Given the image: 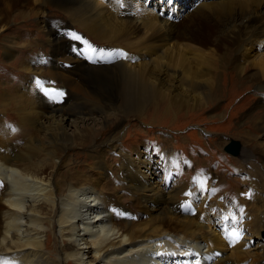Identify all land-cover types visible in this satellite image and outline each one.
<instances>
[{"label": "bare ground", "instance_id": "6f19581e", "mask_svg": "<svg viewBox=\"0 0 264 264\" xmlns=\"http://www.w3.org/2000/svg\"><path fill=\"white\" fill-rule=\"evenodd\" d=\"M13 2L16 5V10H19L17 17L24 21L35 16L33 10L36 4L45 5L46 3L57 6L59 11L70 14L73 19L85 15L90 20V23L88 22L90 25H86V27L95 31V35L100 37L112 36L124 40L122 42L129 46L128 49L139 50L143 48L154 51L156 50L154 47H163L174 39V34L179 36V33L173 30L174 24L165 20H161L160 23H153L152 19H147L143 24L135 18H131L121 23L118 22L121 27L118 25L116 28L106 27L108 24H105L106 21L102 15L103 9H100L98 0H14ZM33 3L35 5H32ZM111 4L117 7L123 5H119L113 0ZM132 4V1L124 3L130 10ZM256 4L257 8L252 14H243L242 18L234 21L232 26L226 24V30L224 27L221 29L211 27L208 33L207 30L203 31L201 28L192 33L190 39L199 45L194 49L206 55L211 68H215V59L225 60L232 51L236 49L240 51V47L252 38H258L260 43L264 45V6H262V2ZM117 7L114 10L116 16L119 14L129 15L127 11L118 12L120 8L116 9ZM8 17H10L9 13L5 14L0 10V33L5 28L10 27ZM141 24L146 27L147 33L150 35L149 38L158 37V45L145 41L148 36L145 37L146 39L128 41L131 37L130 34H133L130 30L136 29ZM52 25L51 23L45 25L49 36L47 41L49 52L46 51V62L48 61L51 65L49 68H54V71L51 70V73L44 65H38L37 68L31 67L32 61H29L31 58L23 56L20 61L18 59V62L15 61L23 67L22 79H29L34 74H40L44 77L50 73L54 78L53 81L56 82V75L63 68L59 65L58 59L63 57L65 60H71L70 57L73 55L76 56L77 60H74L75 64L73 62L72 78L75 81L85 80L93 93L100 92L101 95L99 103L94 105H89L84 99V101H79V97L77 100L79 102L74 103L73 99L67 98L63 104L60 103L61 100H57L55 103L51 101L52 96L49 97L47 94L34 99V101L27 96L28 92L21 94V91L19 92L17 89L16 98L6 95L2 97L0 112L4 113L11 109L16 112L19 118L16 127L19 132L16 137V153L10 154L6 151H0V263L224 264L221 261L222 258L215 253L224 236L214 229L215 221L209 216L210 209H204L200 206L198 216H192L188 219L174 214L173 204L167 203L162 198V193L159 194L154 191L155 188L152 185L139 180L138 173L134 171L132 160L127 154H122L119 158L121 160L120 169L116 172L113 171L112 174L107 172L110 163L106 158V152L113 151L117 147L115 143L118 133L123 127V122L131 119L134 115L137 116L136 111H140V108L145 105L143 101L147 94H143V91L149 93L148 88L145 87L149 73L145 70L134 72L128 68L123 60L109 63L111 61L108 60L119 57L116 50H121L120 47L114 49L102 44L106 46L107 51L111 50L109 56H104L106 51L104 47L97 50L92 42H88L89 44L82 42L83 36L81 34L76 35L72 26ZM184 25H186L185 22L180 23L179 27ZM180 37L184 38L183 34ZM4 41L9 45L4 47L3 52L5 55L11 56L18 42L11 39ZM33 44L34 47L38 46L46 50L44 44L40 42L26 41L22 43L27 52L33 47ZM12 47L13 49H11ZM187 47L192 48L190 44H187ZM84 48H86L85 53ZM216 51H219L220 54ZM221 61L219 63L222 68L224 62ZM160 63L158 61L157 65ZM111 68H113L116 81L119 80L121 83L119 88L120 107L117 106V95L112 87L115 85L114 82L110 84L105 81L104 77L100 76L109 77ZM238 69L240 70L238 78L258 85L257 88L262 90L259 93L263 94L256 102L255 107H259V110L255 109L252 114L249 113L244 119L235 122V125L243 127L240 133H243V137L246 138L247 145L243 147L241 155L243 153V157L248 161L246 167L250 169V176L248 175L250 187L248 190L251 191V196H248L247 190L245 192L240 190V201L238 200L229 208L227 206V209L223 208L235 216L234 224L240 223L241 226L234 225L231 230L228 224H219L218 228L224 234H227L228 230V232L231 231L229 235L239 237V234L244 232L239 231L240 226L242 230L247 229L258 235L260 233V237L264 239V54L259 55L252 73L246 74L243 67ZM141 80L142 84H140ZM44 83L45 79H42L40 86H43ZM58 84L49 87V91L54 94L55 100L60 97L59 87L63 90L62 93L67 92L62 84ZM88 88L86 87V89ZM34 102L47 107L53 115L59 113L62 117L85 118L99 114L105 119V123L108 122L106 129L102 131L103 133L107 132L104 136L106 142L103 144V148L92 153H85L87 156H93L97 159L94 160L93 165L86 167L85 164H82L83 168L77 169L76 161L70 158L72 156L69 157L68 154L64 156V152L67 148L74 149L77 145L81 147L89 145L96 132L90 131L88 133L87 131L86 137H83L84 133L80 134L79 138L69 136L63 131L62 123L56 128L54 127L56 130L54 132L52 128L48 129L40 122L39 118L41 117L35 111ZM108 111H114V115L117 117L119 116L118 113L122 112L123 118L116 123L115 120L109 119L111 114L108 115ZM39 113L41 112L39 111ZM248 117H250L249 121H245ZM249 123L253 124L254 130L258 134L254 135L248 128L245 129L244 125ZM113 124H115L114 129L108 132L107 129ZM51 130L53 132H50ZM25 135H29V137H24ZM22 140L26 141L25 146L20 145L19 141ZM227 141L224 140L223 144ZM249 142H251L250 147ZM238 146L240 153L242 143ZM13 147L15 146L13 145ZM249 150L251 151L248 152ZM252 158L259 162L251 161ZM70 164L72 165L71 170L64 171L63 169ZM260 165L263 167L262 171H260ZM116 174H120L128 181L126 201L113 192L111 183L116 180ZM211 189L213 190V188H209V190ZM215 192L214 189L213 193ZM217 197L220 201L223 200L220 196ZM191 199L194 200L193 197L189 196L190 202ZM223 201L229 204L232 199ZM145 202H150V208L158 212V216H153L154 218L148 223L142 224L136 219V207H140ZM233 233L237 235H233ZM52 239L54 240V250L50 251L48 250V242ZM243 241V239H239V243ZM243 244L234 247L238 254L237 264H240L241 260L245 258H251L250 264H264V244L259 245L255 253L242 251ZM57 246L62 249V253L57 251Z\"/></svg>", "mask_w": 264, "mask_h": 264}, {"label": "rangeland", "instance_id": "374dc122", "mask_svg": "<svg viewBox=\"0 0 264 264\" xmlns=\"http://www.w3.org/2000/svg\"><path fill=\"white\" fill-rule=\"evenodd\" d=\"M13 1L0 0V10L5 14H10V17L7 18L10 27L5 28L0 33V101L4 95L16 98L17 89L19 92L21 91V94L28 92L27 96L33 100L47 94L49 97H53H51L52 102L61 100L60 103L62 104L67 98L73 99L74 103L84 100L89 105L99 103L100 92L93 93L88 88V83L85 80L75 81L72 78L73 62L77 60L76 56L73 55L70 57L72 58L71 60H65L63 57L58 59V63L63 67H61L63 70L60 69L58 71L59 77L56 75V82L53 81L54 78L50 73L44 77L40 76V74H34L29 79H22L23 67L16 62L20 61L23 56L31 58L29 59V61H32L30 63L31 67L37 68L38 65H44L47 70L51 71L54 69H50L51 65L48 61L46 62V51L49 52L47 46L49 36L46 24L49 25L51 23V25H61L63 27L66 25L72 26L76 35L81 34L83 36L82 42L87 44L92 42L97 50L101 47H104L105 50L107 49L102 44L114 49L120 47L121 50H116L119 57L108 60L111 61L109 63L123 60L128 65V68L134 72L147 71L149 74H147L145 87L148 88L149 93L143 91V94H147L143 101L145 105L140 108V111H136L137 116L134 115L131 119L123 122V127L120 129L115 143L117 147L113 151L106 152V158L111 166H109L107 172L109 171L112 174L113 171L116 172L120 169L121 160L119 158L122 154H127L132 160L133 169L138 173L139 180L152 185L155 188L154 191L159 194L162 193V198L167 203L173 204L174 214L188 219L192 216H198L200 206L204 209H210L209 216L215 221L214 229L224 236L221 239V244L217 247L219 249L215 252L218 257L222 258L221 261L224 264L238 263V254L235 248L242 243H244V247L242 246L241 248L242 251L255 253L256 248L264 244V239L260 237V233L258 235L247 229L242 230L240 223L234 224L235 216L223 210V208L227 209V206L229 208L232 204L237 203L240 198V190L243 192L247 190L248 196H251V191L248 190L250 187V169L246 167L248 161L243 157V153L241 155L243 147L247 145L246 138L243 137V133H240L243 127L235 125V122L244 119L249 113L252 114L255 109L259 110V107L255 106L259 97L263 94L259 93L262 90L257 88L258 85L238 78L240 74L238 68H245L246 74L252 73L259 55L264 54V45L260 43L258 38H252V41L249 40L245 42V46L240 47V51L238 49L232 51L225 60L215 59V68H211L207 62L206 55L194 49V47L199 45L192 41L190 37L194 31H198L200 28L203 31L207 30V33L211 27L217 29L224 27V30H226V24H231L232 26L233 22L242 18L243 14H252L254 9L257 8L256 3L262 2V6H264V0H260L261 2L259 0H113L119 5L123 4L121 7L112 5V0H98L100 9H103L102 15L105 18V24H108L106 27L109 28H116L117 25L121 27L119 23L131 18H135L143 24L147 19H152L153 23H160L161 20H165L174 24L173 30H176L179 36L174 34V39L163 47H154L156 49L154 51L153 49L150 51V49L143 48L139 50L128 49L129 46L122 42L124 40H119L112 36H97L95 31L86 27V25H90V20L87 16H79L73 19L70 14L59 11L58 7L53 4L35 5L33 3L32 5H35L33 15L35 16L24 21L17 17L19 10H16V5L13 4ZM127 1L133 2L131 10L124 5ZM156 4L160 6L158 7ZM115 7H117L116 9L120 8L118 12L127 11L129 15L123 16L119 14L116 16L114 14ZM19 9L21 8L19 7ZM184 22L186 25L179 27V24ZM97 23H99L98 20ZM130 32H133V34L129 33L131 37H129L130 40L128 41L146 39V36H148L145 41L152 42L151 44L154 45L159 44L157 41L158 37L149 38L150 35L142 24L136 29H131ZM181 34H183L184 38L180 37ZM5 39L18 42L17 44L15 43V50L11 56H7L3 52L4 47L6 48L9 45L4 41ZM26 41L31 43H34V41L40 42L44 44L46 50L38 46L34 47L33 44V47L27 52V49L22 45ZM187 44H190L192 48H188ZM85 50L86 48H84V53ZM107 50L104 56H109L111 50ZM216 52L220 54L219 51ZM41 60L44 61L42 62ZM158 61L161 63L157 65ZM220 61L224 62L222 68L220 67ZM110 70L111 75L109 77L100 76L104 77L105 81L110 84L114 82L115 85L112 87L117 95V106L120 107L119 88L121 83L119 80L116 81L113 68ZM37 79H39V83H37ZM42 79H45V83L40 86ZM57 84H62L67 92L62 93L61 91L63 90L59 87L60 97L55 100L54 94L49 91V87L51 88L52 85ZM140 84H142V80ZM78 97L79 101H77ZM34 103L35 111L41 117L39 118L40 122L48 129L52 128L54 132H56V126L61 123L63 131L69 136L79 138L80 134L84 133L83 137H86L87 131L88 133L90 131L96 132L94 139L89 145L83 147L77 145L74 149L67 148L64 152V156L68 154L69 157L72 156L70 158L76 161L75 165L78 164L77 169H82V164H85L86 167L93 165L94 160L96 161L97 159L86 154L103 148V144L106 142L104 136H106L107 132L103 133L102 131L106 129L108 122L105 123V119L99 114L86 116L85 118L62 117L59 113L53 115L47 107ZM108 112V115L111 114L109 119L115 120L116 123L123 118L122 112L118 113V117L114 115V111ZM249 119L250 117L245 121H249ZM18 120L19 118L13 109L6 110L4 113L0 112L1 152L16 153V137L19 132L16 127ZM114 125L109 127L107 131L113 130ZM244 127L245 129L248 128L254 135L258 134L254 130L252 123L245 124ZM53 131L51 130L50 132ZM24 137H29V135ZM230 139L242 143L240 153L233 155L224 150V146L231 141ZM224 140L228 141L223 144ZM19 142L21 146L26 144V141L23 140ZM248 145L250 147L251 142ZM255 159L252 158L251 161L254 162ZM255 161L257 162V160ZM71 168L72 165L70 164L63 170L68 172ZM262 168L261 166L260 171H262ZM115 178L116 180L111 183L113 192L126 201L128 197V181L120 174H116ZM209 188L215 189V193L221 199L225 201L232 199V201H229V204L223 200L220 201L216 194L213 193V190H209ZM189 196L193 197L194 200L191 199L190 202ZM150 206V202H145L140 207H136V219L140 223L146 224L154 218L153 216H158V212L153 211ZM229 214L231 215L230 218L227 217ZM219 224H228L230 229H233L232 226L234 225H240L239 228L241 229L239 231H244L241 234V238L244 241L239 243V240H236L237 238H232L233 236L229 235L231 231L228 232L227 230V234H224L221 230L219 231ZM48 246V250H54L53 239L48 242ZM57 251L62 253V249L59 246H57ZM250 262L251 258H245L241 260L240 264H250Z\"/></svg>", "mask_w": 264, "mask_h": 264}, {"label": "water", "instance_id": "95a60500", "mask_svg": "<svg viewBox=\"0 0 264 264\" xmlns=\"http://www.w3.org/2000/svg\"><path fill=\"white\" fill-rule=\"evenodd\" d=\"M239 141L232 139L228 144L224 146V150L230 154H238Z\"/></svg>", "mask_w": 264, "mask_h": 264}, {"label": "snow or ice", "instance_id": "6c2138e0", "mask_svg": "<svg viewBox=\"0 0 264 264\" xmlns=\"http://www.w3.org/2000/svg\"><path fill=\"white\" fill-rule=\"evenodd\" d=\"M233 235H237L236 233H233Z\"/></svg>", "mask_w": 264, "mask_h": 264}]
</instances>
